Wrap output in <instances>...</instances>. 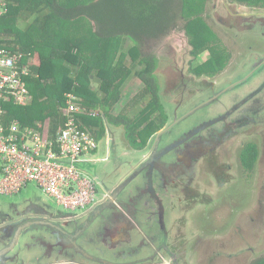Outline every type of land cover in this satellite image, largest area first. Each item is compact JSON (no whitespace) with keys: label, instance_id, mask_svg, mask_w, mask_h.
<instances>
[{"label":"flooded vegetation","instance_id":"obj_1","mask_svg":"<svg viewBox=\"0 0 264 264\" xmlns=\"http://www.w3.org/2000/svg\"><path fill=\"white\" fill-rule=\"evenodd\" d=\"M248 22L246 32L261 35L262 45L250 46L253 47L251 51L255 52L252 55L247 53V59L239 64L238 69L233 73L228 72L232 79L227 80L226 84L204 80L197 83L204 84L201 87H189L191 96L183 98L181 102L174 105L166 102L167 122L156 133L153 132L155 134L152 140L143 149H134L139 153V158H123L116 149V132L106 125L104 155L98 157L97 148V159L84 164V170L94 180L97 202L93 207L61 218L28 203L20 208L8 209L3 217L0 216V264H28L21 252L32 250L33 243L37 245L34 249L38 254L33 256L32 264H86L78 258L84 253V249L78 245V238L90 227V219L102 215L105 208L108 213L103 217L107 225L101 230V237L110 242L106 245L107 250L114 253L117 248L124 251L125 245L126 248L136 245V241L133 244L134 235L141 227L150 235L153 246L149 251L143 252L136 264H186L189 244L193 247L197 243H203L206 235L198 219L203 222L210 208L217 209L224 201H236L232 210L235 213L239 200L244 199L245 204L249 205L252 200L250 185L253 171L264 145L250 132L253 131V125L264 124V118H254L264 106V83L263 86L259 84L255 87L242 102L228 105L222 112L188 128L181 136L165 141L195 110L184 111L185 107L199 101L196 108L208 105L224 92L246 85L249 76L258 77L264 72V16L254 15ZM250 36L248 35V39ZM149 49L150 47L145 48V51ZM156 65L158 68V60ZM246 67L251 70L247 72L249 69L244 70ZM189 71L192 72L190 69ZM192 73L196 77L206 76L205 72L200 75ZM181 82L184 94L187 92V84L192 83L184 81L183 76ZM157 92L160 98L166 92L160 82ZM257 94L261 100L257 97L252 106L246 107ZM162 104L165 108L163 102ZM260 113L264 115V110ZM251 145H255L257 157L253 165L247 168L243 164L242 155ZM98 162H112L111 171L98 168L95 164ZM141 172L146 177L145 187L142 188L137 183L131 185ZM149 195L153 196V202L149 201ZM200 207L202 210L195 214ZM59 221L66 222V227L56 228L54 222ZM43 224L58 230V238L54 240L52 233L48 235L52 237L50 240L41 238L36 235L37 232L27 238L32 226ZM67 225H72V230H68ZM186 234L196 237L192 243H187L184 236ZM135 251L136 248L127 249L128 254ZM87 257L98 258L94 255ZM96 261L98 264H119L104 258Z\"/></svg>","mask_w":264,"mask_h":264},{"label":"trees","instance_id":"obj_2","mask_svg":"<svg viewBox=\"0 0 264 264\" xmlns=\"http://www.w3.org/2000/svg\"><path fill=\"white\" fill-rule=\"evenodd\" d=\"M235 1L264 7V0ZM5 2L7 12L0 17L1 43L22 52L25 59L29 56L30 74L25 77V82L27 87L33 86L31 95L35 98L31 105V102L26 105L7 104L6 120L16 119L23 125L35 126L36 121L49 117L50 137L55 136L64 122L61 107L65 106V93L72 92L87 101V105L81 102L83 106L97 109L94 116H77L83 125L92 129L97 141L105 136L106 125H113L123 129L124 138L131 148L143 149L147 143L140 138L143 129H148L150 122L157 129L167 122V114L157 92V58L145 48H149L151 41L180 27V19L185 20L181 27L192 46V56L196 58L205 50L210 53L202 64L189 67L192 72L199 75L207 73L214 62L230 57L220 44L206 45V41L201 44L203 38L208 40L203 33L206 27L185 18L186 0ZM20 20L26 22L23 28H20ZM82 20L86 25L92 23L94 29L80 28ZM77 30L83 33L78 34ZM132 76L143 84L142 92L130 104L134 106V113L115 114L113 109L121 98L122 88ZM91 80L97 83V90L91 91L88 87ZM256 157L255 145L246 148L242 155L245 167L250 168ZM249 264H264V255L252 259Z\"/></svg>","mask_w":264,"mask_h":264},{"label":"rangeland","instance_id":"obj_3","mask_svg":"<svg viewBox=\"0 0 264 264\" xmlns=\"http://www.w3.org/2000/svg\"><path fill=\"white\" fill-rule=\"evenodd\" d=\"M254 15L264 16V7L256 5L248 6L235 0H186L184 12L185 18H190V21H197L199 22L198 24H203L206 27L203 33L204 37L206 36L208 40L203 38L201 44L205 41L206 45L220 44L224 46L228 52H230V57L229 59H225L224 57L218 62H214L211 67L208 68V72L205 74L206 76H194L193 73L189 71V67L202 64L209 57L210 53L205 50L202 51V54H200L198 58H194L192 56L190 53L192 46L189 44L188 37L181 27V25L185 22L184 18L179 20L180 27L170 31V33L160 39L155 41L153 40L148 43V46L150 47L148 52L151 51L158 60V68L156 72L158 80L161 87L166 88L165 94L161 95V101L164 103L165 109L166 107L168 108L166 102L174 105L178 101L181 102L183 98H187L189 95L191 96L188 92L189 87L195 89L198 85L200 87L204 85L197 84L198 82H203L204 80H215V82H222L226 84L227 80L232 79L228 72L233 73L236 69H238L239 64L247 59V53L252 55L253 52H255V50L251 51L253 47L250 46L255 45V47H257L263 43L261 35L259 36L255 33L248 34L249 32H246V30L248 31L247 27H249L248 21ZM80 22V28L81 26H87L90 30L94 29L92 23H87L88 25H86L83 20ZM19 23L20 28H23V22L19 21ZM67 29L66 32H68ZM70 31H72L71 28ZM81 33L83 32L78 31V34ZM203 33L201 32L202 35ZM248 35H251L250 39H248ZM247 69L249 68L246 67L244 70ZM250 70L251 68L247 70V72ZM182 76L184 81L188 80L192 83L187 84V92L184 94H182ZM248 80L249 81L246 85L241 84V86L243 85L242 87L224 92L217 100H213L208 105L196 108L197 104L200 102L199 101L193 105L185 107L184 111L192 109L195 110H193V112H191L187 118L183 120V122H181V124H179L170 133V135L167 136L165 141L168 142L181 136L188 128L196 125L204 119L222 112L228 105L237 101L242 102L241 100L248 97L255 87L264 83V72L258 77H256V75L249 76ZM88 87L91 91H94L97 90L98 85L91 80ZM27 89L29 90L28 104L31 102L29 104L31 105L35 102V98L31 95L34 88L33 86H29ZM142 89L143 84L140 79L133 76L130 77L122 88L121 98L114 107L113 112L115 114L119 112H129L132 115L134 110H132L133 105H130L131 101L140 95ZM258 95L259 94L255 96L256 98L250 100L248 104H246V107L252 106L253 100L257 99V97L261 100ZM76 96L81 102L87 105V101H84L82 96ZM92 97L94 98V96H87V98L90 99ZM138 106L139 104H137V108H139ZM65 107L66 106H62L61 108L63 109ZM244 108L245 106L241 109ZM91 110L94 115L97 114V109L91 108ZM263 110L264 106L260 111L262 112ZM260 111L259 115H254V118H264V115H262ZM178 113H180V110ZM150 123V127L148 129H143L140 135V138L143 140L145 139L147 143L152 140L153 134H155L158 130L153 125V122ZM48 125L49 117H45L43 121L38 120L35 122V127H40L45 130H48ZM261 125L264 124L260 123L253 125V131L250 132V134L264 144V126L262 127ZM107 128L116 132L114 137L115 144L117 146L116 149L120 154H122L123 158L137 159L140 157L139 153H136L134 149L129 147L127 144L122 128H116L111 125H107ZM154 131L155 133H153ZM105 146V137H103L98 143V157L104 155ZM95 164L98 168L107 172L111 171L112 162H98ZM145 181L146 177L141 172L131 185L137 183L138 186L140 184L141 187L144 188ZM242 190L244 192V188ZM250 192L252 196L251 203L247 205L245 204L244 199L239 200L235 209L237 210L236 213L235 211H232L236 206V201H224L217 209L210 208V211L206 213L207 218L203 220V222H201L200 219L197 220L198 223L201 224V228L206 235L203 243H195L196 246L193 247L189 244V251L186 257L188 261L186 264H249L252 259L264 255V145H262L261 154L259 155L258 162L256 163L253 171V180L250 185ZM149 201L153 202V196L149 195ZM28 203H32L34 204L33 206L44 209V211L48 214H55V217L63 218L73 215L72 212L66 211V209L58 206L51 199H47L41 191L31 183L18 194L0 195V208L4 209V213H7L6 211L8 209H12L14 207L20 208ZM201 210L202 207L198 208L194 213L196 214ZM107 213L108 210L106 211L105 208L102 215L99 214L95 218L92 217L90 219V227L85 230L81 236H79L78 245L84 249L85 254L82 253V256H78V258H81V262L84 263L85 261L86 264H98L96 263V259L98 258H104L110 261L113 260L119 264H128L129 262H131V264H136L138 258L142 256L143 252L149 251L151 246H153L150 235L146 234L143 228L140 227V231H136L134 235L135 239L133 244L135 241L137 244L132 247H128L129 249H137V251L131 254H128V248H126V245L124 246V251L120 248L123 252L120 251L119 248H117L114 253L111 250H107L106 245H109L110 242L103 240L101 237V230H104V227L107 225L103 215ZM65 223L66 222L64 221L54 222V226L56 228L66 227ZM151 225L153 227V222ZM68 230H72V225L68 228ZM34 232H37L36 235L41 236V238L45 237L49 240L52 239V237L48 236L50 233H52L54 240L59 236L58 230L44 224L32 226L27 233V238L29 235L32 236ZM184 236L187 243H192V241L196 238L192 237V234L190 237L187 236V234ZM141 242H143V245H140ZM36 247V243H33V246H31L32 250L21 252L25 263L28 262V264H32V262H34L33 256L38 254V252L34 249ZM87 255H94L98 258L91 259L88 258Z\"/></svg>","mask_w":264,"mask_h":264},{"label":"built area","instance_id":"obj_4","mask_svg":"<svg viewBox=\"0 0 264 264\" xmlns=\"http://www.w3.org/2000/svg\"><path fill=\"white\" fill-rule=\"evenodd\" d=\"M6 12L7 4L0 0V17ZM1 40L0 36V195L18 194L31 183L68 211L93 207L94 180L83 165L97 159L98 141L77 116L94 113L76 95L66 93L65 119L54 137L40 127L7 121V104L26 105L29 100L25 77L30 69L26 56Z\"/></svg>","mask_w":264,"mask_h":264},{"label":"crops","instance_id":"obj_5","mask_svg":"<svg viewBox=\"0 0 264 264\" xmlns=\"http://www.w3.org/2000/svg\"><path fill=\"white\" fill-rule=\"evenodd\" d=\"M20 22H23L22 24H23V26L26 24V22H24V21H21L20 20ZM26 60H28V65H30V58H29V56H28V58L26 59ZM33 64H38V63H36V62H34ZM94 82V81H93ZM95 84H97L96 82H95ZM28 103V102H27ZM34 205V204H33ZM35 207H37V206H35ZM6 211V210H5ZM66 211H68V210H66ZM7 212H8V210H7ZM0 216L1 217H3L4 216V209H1L0 208Z\"/></svg>","mask_w":264,"mask_h":264},{"label":"water","instance_id":"obj_6","mask_svg":"<svg viewBox=\"0 0 264 264\" xmlns=\"http://www.w3.org/2000/svg\"><path fill=\"white\" fill-rule=\"evenodd\" d=\"M185 33V32H184ZM40 208V207H39ZM53 215H55V214H53ZM67 227L69 228L70 226L69 225H67Z\"/></svg>","mask_w":264,"mask_h":264}]
</instances>
